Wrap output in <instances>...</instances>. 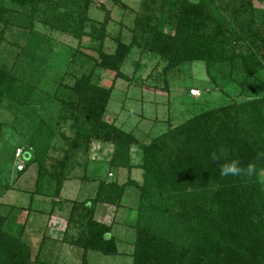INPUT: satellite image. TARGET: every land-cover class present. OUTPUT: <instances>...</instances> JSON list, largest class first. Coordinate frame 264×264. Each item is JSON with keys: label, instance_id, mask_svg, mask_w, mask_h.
I'll use <instances>...</instances> for the list:
<instances>
[{"label": "trees", "instance_id": "1", "mask_svg": "<svg viewBox=\"0 0 264 264\" xmlns=\"http://www.w3.org/2000/svg\"><path fill=\"white\" fill-rule=\"evenodd\" d=\"M52 1L0 0V24L9 25L5 15H22L17 9H28L34 15L41 4L45 6L44 15L51 18V28L60 32L69 28L81 40L88 21L84 6L90 0L83 4L81 0L49 4ZM152 3L158 17L137 15L136 28L140 31L134 32L130 45L118 40L113 54L102 51V30L94 28L89 36L100 41L98 57H88L87 63L93 62L122 78L120 67L136 45L164 61L165 73L186 63H205L210 81L203 90L218 86L211 72L217 70L216 66H225L229 74L238 73L240 96L244 98L253 92L255 83H261L258 73L264 71V9L254 8L250 0ZM228 6L231 19L226 23L224 12ZM104 23H100L102 28ZM74 77L71 86L62 85L55 93L53 101L60 105L55 126L49 127L39 116L38 123L28 131L27 142L13 150L14 160L17 148L26 153L31 149L28 159L22 160L23 171L14 168V172L20 176L33 164L38 166L35 194L42 193L41 181L45 178L53 181L55 197L62 189L63 174L68 169L65 163L54 167L59 173L44 167L59 122L71 121L72 150L79 149L80 140L84 144L94 138L109 140L114 144L112 170H130V148L136 139L103 119L111 89L93 83V67ZM34 92L33 84L22 82L0 61V109H21L32 104L37 97ZM37 102L42 99L37 97ZM139 147L141 161L136 168L141 172L140 183L133 179L123 184L99 181L95 195L81 203L79 212L88 230L86 250L117 255L115 239L109 236L111 227L97 222L96 207L119 206L126 188H134L138 197L131 264H264V191L259 181L264 159L258 158L264 153V96L233 100L203 111ZM212 152L221 156V162L238 159L241 166L255 163L258 175L221 177L220 164L210 158ZM10 219L13 216L0 214V264H32L23 227L14 226Z\"/></svg>", "mask_w": 264, "mask_h": 264}, {"label": "rangeland", "instance_id": "2", "mask_svg": "<svg viewBox=\"0 0 264 264\" xmlns=\"http://www.w3.org/2000/svg\"><path fill=\"white\" fill-rule=\"evenodd\" d=\"M250 1L254 8L264 9V0ZM152 4V0H90L84 6L88 21L81 40L69 28L65 32L51 28V18L44 15L45 6L41 4L34 15L28 9L25 13L15 7L22 15H5L9 25L0 24V61L22 82L33 84V95L42 99L37 102L34 97L32 104L21 109H0V214L13 216L10 221L14 226L23 227L32 264H131L138 192L126 188L119 206L96 207L97 222L111 227L109 236L115 239V256L86 250L84 239L88 230L86 219L79 212L81 203L95 195L99 181L123 184L133 179L140 183L141 172L136 168L141 161L140 145H147L203 111L233 100L242 102L264 96V71L258 73L261 83H255L248 98L240 96L238 73L229 74L225 66L211 70L216 77V89L203 90V85L210 81L205 63H186L165 73L164 61L136 45L130 48L120 67L122 78H116L114 71L87 63L88 57H98L100 41L89 36L94 28L102 30V51L113 54L118 40L130 45L134 32L140 31L136 28L137 15L158 17ZM229 10L228 6L224 12L226 23L231 19ZM168 30L165 26L164 31ZM92 67L93 83L111 89L104 121L136 139L130 148V170H112L114 144L109 140L94 138L86 144L80 140L79 149L72 150L71 121L59 122L44 167L59 173V168L54 167L64 162L68 168L63 174L64 183L55 197L53 181L45 178L41 181L42 193L35 194L38 166L33 164L17 176L13 150L27 142L28 131L38 123L39 116L49 127L55 126L60 107L53 101L56 91L62 85L71 86L74 76L88 73ZM191 90L198 94H191ZM259 181L264 191V171L259 174Z\"/></svg>", "mask_w": 264, "mask_h": 264}, {"label": "clouds", "instance_id": "3", "mask_svg": "<svg viewBox=\"0 0 264 264\" xmlns=\"http://www.w3.org/2000/svg\"><path fill=\"white\" fill-rule=\"evenodd\" d=\"M220 151L221 154L224 155L225 150L221 149ZM210 158L213 162H218L220 164L219 175L221 177L246 176L248 178H252L258 175L255 163H249L246 166H241L238 159L225 160L224 162H221V156H218L216 152H212L210 154ZM258 158L264 159V153L258 154Z\"/></svg>", "mask_w": 264, "mask_h": 264}, {"label": "built area", "instance_id": "4", "mask_svg": "<svg viewBox=\"0 0 264 264\" xmlns=\"http://www.w3.org/2000/svg\"><path fill=\"white\" fill-rule=\"evenodd\" d=\"M190 93L191 94H198V92L196 90H191ZM30 152H31V149L29 148L28 153H30ZM28 153H26L23 148H17L15 150V153H14V161H15L14 165L15 166H14V168H15L16 172L23 171L24 167H23L22 160H24L23 158L28 159Z\"/></svg>", "mask_w": 264, "mask_h": 264}]
</instances>
